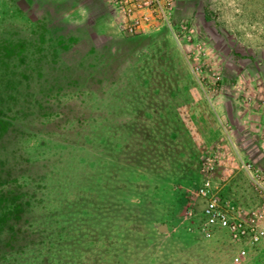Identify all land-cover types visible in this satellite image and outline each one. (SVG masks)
I'll use <instances>...</instances> for the list:
<instances>
[{"label":"rangeland","instance_id":"1","mask_svg":"<svg viewBox=\"0 0 264 264\" xmlns=\"http://www.w3.org/2000/svg\"><path fill=\"white\" fill-rule=\"evenodd\" d=\"M175 22L0 0V194L26 202L0 264L43 262L50 228L59 264H264V0H175ZM201 185L244 233L205 223Z\"/></svg>","mask_w":264,"mask_h":264},{"label":"built area","instance_id":"2","mask_svg":"<svg viewBox=\"0 0 264 264\" xmlns=\"http://www.w3.org/2000/svg\"><path fill=\"white\" fill-rule=\"evenodd\" d=\"M111 9L112 16L118 29L125 36H135L157 28H168L177 40L179 32L184 30L185 24L175 22V0H104ZM177 28V29H178ZM198 194L204 202L203 214L205 223L211 226L226 227L235 235L244 233L237 222L231 220L227 213L219 207L214 196L206 185L198 188ZM261 232L255 233L257 240ZM245 251L242 250L241 253ZM240 255L235 256L238 260Z\"/></svg>","mask_w":264,"mask_h":264},{"label":"trees","instance_id":"3","mask_svg":"<svg viewBox=\"0 0 264 264\" xmlns=\"http://www.w3.org/2000/svg\"><path fill=\"white\" fill-rule=\"evenodd\" d=\"M4 48L6 49H9L11 47H8V46H4ZM102 140V139H101ZM98 147H101L100 149L102 150L103 148V144H98ZM95 175V174H94ZM93 175V176H94ZM115 188V186H114ZM114 188H111L109 187V190L110 191H118V190H115ZM120 188V187H118ZM111 194V193H110ZM111 197V198H110ZM109 199H107V208L109 209L110 211V224L112 225V227H118V226H121L122 228L125 227L124 223L127 222V221H131L132 222H136L137 223V218H130V217H123V216H118L120 214H117L118 211L117 210V207H119L121 210L122 208H125L128 210V206H130V203L126 202L124 199L120 198L118 200V198L116 199V197H112L110 196ZM25 203L24 201H22L21 199V196L19 194H12V193H1L0 194V243L3 242V238L5 237H8L10 240H17L14 239V237L16 236V233L14 230H13V226H12V221H16L18 220L21 215H22V212L24 211V206H25ZM119 209V210H120ZM117 216L119 218H117ZM9 227L10 229V232L5 231L4 227ZM50 230V233L47 234L48 236V239L46 240V243L44 246H46V250H47V258H44L43 257V262L41 260H38L37 263L38 264H59L58 262V257H57V240L54 238L53 234H51V228L49 229ZM99 231V230H98ZM8 233V234H7ZM113 234H111V232H108V235H107V238H111ZM46 236V237H47ZM113 242V241H111ZM30 246V245H29ZM0 246V256H4L5 253H9V251L7 250H4V248ZM14 253L16 254L17 251H14ZM13 253V255H14ZM100 253V252H98ZM96 253L95 256H94V261L95 263H99L101 264L103 261H105L107 259V256H100V254ZM12 254V253H11ZM44 255V254H43Z\"/></svg>","mask_w":264,"mask_h":264}]
</instances>
